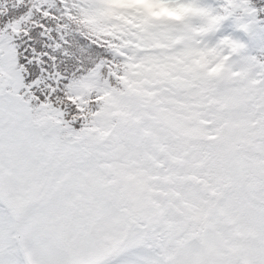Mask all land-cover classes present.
<instances>
[{"label": "snow or ice", "instance_id": "snow-or-ice-1", "mask_svg": "<svg viewBox=\"0 0 264 264\" xmlns=\"http://www.w3.org/2000/svg\"><path fill=\"white\" fill-rule=\"evenodd\" d=\"M0 264H264V0H0Z\"/></svg>", "mask_w": 264, "mask_h": 264}]
</instances>
